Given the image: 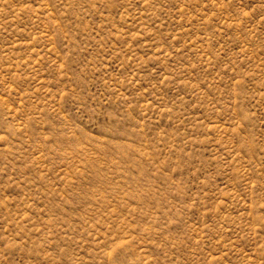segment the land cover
Returning <instances> with one entry per match:
<instances>
[{"label":"rangeland","instance_id":"rangeland-1","mask_svg":"<svg viewBox=\"0 0 264 264\" xmlns=\"http://www.w3.org/2000/svg\"><path fill=\"white\" fill-rule=\"evenodd\" d=\"M0 264H264V0H0Z\"/></svg>","mask_w":264,"mask_h":264}]
</instances>
